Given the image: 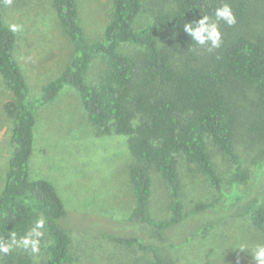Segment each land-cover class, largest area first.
I'll use <instances>...</instances> for the list:
<instances>
[{"label":"trees","instance_id":"trees-1","mask_svg":"<svg viewBox=\"0 0 264 264\" xmlns=\"http://www.w3.org/2000/svg\"><path fill=\"white\" fill-rule=\"evenodd\" d=\"M0 0V76L11 93L2 105L11 119L10 153L0 190V233L24 236L38 218L45 219L46 258L40 264H71V232L67 222L82 218L99 235L117 244L135 246L148 255L144 264H181L174 250L205 235L227 218L247 216L264 242V34L234 30L247 18L250 0H172L149 23L133 29L142 0H112V11L99 39L88 40L80 26L76 0H51L60 29L73 44L69 63L30 95L23 73L13 55L15 36L4 25ZM228 3L236 22L217 20L215 9ZM208 15L222 36L219 48L199 45L183 30V24ZM264 17V14L262 15ZM173 30L192 50L173 64L159 49L157 37ZM120 43L140 47L134 56L118 49ZM201 53L197 56L193 48ZM95 56L104 68L93 84L84 73ZM239 82L252 85L255 97L242 113L245 131L260 144L248 173L234 148L240 121L237 107L225 90ZM63 86L79 95L90 122L102 133L126 135L135 162L129 168L134 205L122 218L87 215L66 210L53 184L30 179L28 159L33 145L37 111L51 102ZM213 144L228 160L229 190H224L209 155ZM190 170L209 189L212 198H197L189 211L182 200L183 176ZM165 184L168 217L154 219L148 211L151 193L149 171ZM91 223V224H90ZM5 264H29L22 255L9 254Z\"/></svg>","mask_w":264,"mask_h":264},{"label":"rangeland","instance_id":"rangeland-1","mask_svg":"<svg viewBox=\"0 0 264 264\" xmlns=\"http://www.w3.org/2000/svg\"><path fill=\"white\" fill-rule=\"evenodd\" d=\"M80 26L88 40L99 39L112 11V0H76ZM247 18L234 30L250 35L264 34V0H250ZM172 0H142V7L132 28L143 27L160 9H169ZM4 25L18 30L13 55L23 73L30 95L37 93L41 85L56 76L73 56V44L62 33L51 0H11L1 6ZM159 49L177 65L192 50L173 30L157 37ZM118 49L134 56L140 47L120 43ZM193 51L198 56L200 48ZM104 68V61L95 56L84 73L86 83L96 82ZM232 103L237 107L240 121L236 128L234 148L243 168L250 173L260 144L252 140L243 123L242 113L255 97L252 85L234 82L225 86ZM11 98L0 76V190L3 186L6 162L10 153L12 121L2 111V103ZM33 145L28 159L30 179L43 178L51 182L66 210L87 215L122 218L134 205V195L129 183V168L135 162L126 145V135L114 132L102 133L94 126L81 104L79 95L70 86H63L56 97L41 107L35 116L32 130ZM209 155L221 177L224 190H229L228 177L231 166L226 157L211 143ZM149 214L157 220L168 217V199L165 184L153 169ZM183 176L182 200L185 211L192 208L197 198H212L207 189L190 170L180 169ZM264 204V202H263ZM91 224V223H90ZM71 264H144L148 255L135 246L117 244L99 235L81 231V227L95 231L98 226L89 225L82 218H71ZM12 235L0 233L5 241ZM19 239V238H16ZM264 243L260 232L247 216L227 218L205 235L174 250L181 264H255L251 250ZM47 239L41 241L40 250L32 253L21 247H13L8 253H0V264H5L9 254L22 255L29 264H40L46 258ZM243 247L244 249H241Z\"/></svg>","mask_w":264,"mask_h":264},{"label":"clouds","instance_id":"clouds-1","mask_svg":"<svg viewBox=\"0 0 264 264\" xmlns=\"http://www.w3.org/2000/svg\"><path fill=\"white\" fill-rule=\"evenodd\" d=\"M10 3L11 0H6ZM215 17L217 20H223L228 26H232L236 22V17L228 3L222 4L215 9ZM12 30H18L17 25L12 26ZM183 30L190 36L192 41L199 45H210V49L219 48L222 43V36L218 24L208 15L200 16L195 22H187L183 24ZM45 219L38 218L34 226L22 237L16 239L13 234L5 241L0 238V253H8L13 247H21L37 253L40 250L41 238L44 236ZM241 249H244L241 247ZM255 264H264V243L257 244L250 252Z\"/></svg>","mask_w":264,"mask_h":264}]
</instances>
